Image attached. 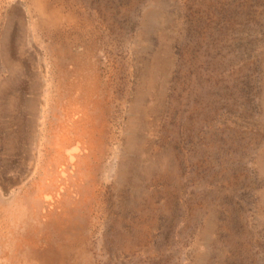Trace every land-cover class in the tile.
I'll list each match as a JSON object with an SVG mask.
<instances>
[{
	"label": "rangeland",
	"instance_id": "1",
	"mask_svg": "<svg viewBox=\"0 0 264 264\" xmlns=\"http://www.w3.org/2000/svg\"><path fill=\"white\" fill-rule=\"evenodd\" d=\"M59 3L62 86L96 103L103 145L62 264H264V0Z\"/></svg>",
	"mask_w": 264,
	"mask_h": 264
},
{
	"label": "bare ground",
	"instance_id": "2",
	"mask_svg": "<svg viewBox=\"0 0 264 264\" xmlns=\"http://www.w3.org/2000/svg\"><path fill=\"white\" fill-rule=\"evenodd\" d=\"M63 25L60 3L0 0V132L8 129L0 139V161L6 170L14 157L27 163L23 177L0 175V264H62L65 229L87 203L102 157L96 103L86 94L81 98L78 85L68 95L62 86ZM49 33L55 39L53 94L46 59L36 63V71L28 65L33 59L28 52L34 55L41 34ZM9 115L15 127L8 126Z\"/></svg>",
	"mask_w": 264,
	"mask_h": 264
}]
</instances>
